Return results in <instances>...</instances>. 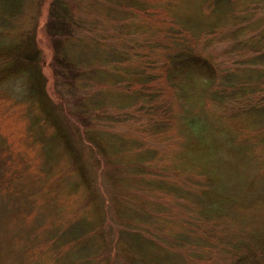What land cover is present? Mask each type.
Returning a JSON list of instances; mask_svg holds the SVG:
<instances>
[{"label": "trees", "instance_id": "1", "mask_svg": "<svg viewBox=\"0 0 264 264\" xmlns=\"http://www.w3.org/2000/svg\"><path fill=\"white\" fill-rule=\"evenodd\" d=\"M36 1L40 6L44 2L56 4L55 0H0L1 27L10 28L6 19L10 16L20 19L18 28L23 27L27 22L24 16L27 8L32 10L28 17L32 21L31 16H34V28L38 26L34 13L40 8L34 6ZM118 4L116 9L106 5L105 13L112 28L113 45L106 46L92 40L94 45L85 47L84 52L79 54L85 56L73 60L68 58V52L60 45V66L54 73L59 76V81H66L67 86L75 88L67 89L70 91H76L81 82L90 81L81 77L82 73L87 71L86 75L97 76L94 85L90 81L89 91L95 87L94 90L100 93L83 94V98L79 99L82 105L76 107L59 97L66 112L75 116L83 114L86 119L87 152L91 146L92 154L86 152L91 165L80 164L81 180L85 179L92 166L99 165L94 148L100 152L103 149L111 160L121 166L125 164L126 175L137 178L138 182L136 179L131 181L139 191L144 192L139 205H128L124 209L129 210L130 215L141 214L135 217L137 225L130 227L131 237L120 236V242L127 240L123 243V254L120 256L129 264H264V214L258 212V206L248 207L256 201L264 202V197H254L253 203L242 204L235 200L232 203L236 204L232 208L235 214L232 216L218 211H213L210 216L207 210L214 209V204L223 201L218 198L221 192L215 190V183L210 186L212 182L206 183V178H203L208 173L202 176V172L198 171L181 180L170 174L164 175L159 156L150 154V159L142 160L144 151L154 153L158 150L152 147L154 139L167 141V137L179 133L186 140L190 132L207 134L210 131L223 134L234 148L253 146L260 155L263 154L264 0H118ZM137 8L141 10V18L133 14V9ZM57 14L54 10L50 12L45 27L51 25ZM61 27L62 32L67 30L73 35L69 24ZM106 34L101 39L110 37ZM98 44L102 47H97ZM117 44L122 46L119 50L116 49ZM41 52L38 47L34 50L33 46L24 43L15 45L13 40L0 38V76L12 83L18 75L22 79L19 92L24 90L32 103L35 99L41 101L44 94L43 91H32L29 72L30 60L34 59V54L37 57ZM18 63L19 72L15 67ZM86 65L88 69L83 71ZM12 87L13 83L10 90H13ZM108 87L113 90L111 95L101 93L104 89L109 90L106 89ZM170 88L174 89L172 96L176 104L181 105L182 111L176 106L171 107L169 100L172 101V97H165ZM14 103L7 105L12 108ZM8 107V117L0 118V134L25 152L20 158L17 155L13 162V173L19 174L13 182H17L15 189L17 187L19 196L28 199L38 189L31 185L39 177L38 167L42 162L39 156L43 150L38 153L35 149L38 146L45 149L43 136L39 129L33 130L39 121L33 124L28 112L29 121L23 112L11 111ZM160 112L166 115L161 116ZM59 129V159L63 161L64 156L68 157L60 166L58 177L67 184L70 179L68 171L73 168L75 156L63 143L62 138L66 139V136L60 126ZM121 132L123 158V153L119 151ZM33 135L41 139V144L33 141ZM54 138H57V133ZM197 142L198 139L191 141L186 147ZM154 157L159 166L157 176L146 165L155 166L152 163ZM195 158L202 161L208 171L216 167V164L210 166L214 157L208 155L207 149L205 152L198 151ZM189 160L193 161V157ZM27 169L30 173H25ZM147 193H151L152 197L143 199ZM15 194L16 191L13 198ZM154 205H163L164 214H157L158 207L154 208ZM232 205L228 207L229 211ZM64 210L67 217L64 220L70 224L69 231L77 217L70 221L67 216L70 212ZM187 210L196 214H189L188 217ZM72 213L76 215L74 210ZM162 216L168 219L164 221ZM159 219L164 226L158 223ZM77 222H82V219ZM179 234L185 235L178 238ZM50 237L56 251L62 255L61 264H76L74 261L81 247L78 236L70 233L69 241L72 244L76 241L73 245H67L64 233H51ZM4 240L0 233V241ZM60 242L61 246H58ZM69 248L74 249L70 252ZM84 251L83 264H102L100 262L105 259L100 256L93 262L92 258L98 256V252H92L89 246ZM1 258L0 255V263ZM47 264L54 263L49 261Z\"/></svg>", "mask_w": 264, "mask_h": 264}, {"label": "rangeland", "instance_id": "2", "mask_svg": "<svg viewBox=\"0 0 264 264\" xmlns=\"http://www.w3.org/2000/svg\"><path fill=\"white\" fill-rule=\"evenodd\" d=\"M54 2L56 3L54 5L50 2H44L41 6L37 1L34 3L35 7L40 8L38 12L34 13L37 22H39V25L35 28L34 16H31L32 21L28 17V14L32 12L30 8H27V12L24 13L27 22L23 27L18 28L20 19H15L13 16L6 18L10 23V28H2L0 24L1 39L13 40L15 45L24 43L30 47L33 46L34 50L37 47L42 50L39 56L36 57V54H34V59L30 60L31 68L29 72L30 79L33 82L30 84L32 91L35 93L43 91L44 93L41 101L35 99L32 103L24 90L21 93L19 92L22 79L18 75L12 81L13 90H10L11 81H7V78L5 80L1 75L0 118L6 119L8 117L6 113L7 103L14 101L13 107H8V109L11 111L16 109L19 113L23 112L28 121L30 120L29 115H31L33 124H35V121H39V124L33 130L39 129L45 146V149L39 146L35 149V152L37 151L38 153L43 150L39 156L42 161L38 167L39 177L31 185V187H38V189L35 190L32 197L26 199L19 196L16 190L17 187L15 189L17 182H13L14 178L19 175L17 172L15 175L13 173L15 170L13 162L17 155L20 158L25 152L13 142H9L7 137L0 134V221L2 220L0 233L5 239L3 242L0 241V255L2 257L0 264H47L49 261L54 264H61L62 255L56 251V246H53V239L50 237L51 233L60 235L64 233L65 241H68L67 245L71 243L69 241L71 239L69 237L70 233L78 236L81 241V247L80 249L77 248L80 253L77 257L75 256L76 260L74 262L76 264L84 263V248L86 246H89L92 252L94 250L98 252L96 254L98 256L92 258L93 262L99 260L100 256H104L105 259L103 258L102 262H100L102 264H129L125 258L120 256L123 254V243L127 241L120 242V236L127 239L128 236L131 237L130 227L137 225L135 217L141 213L130 215L129 210L124 209L128 205L132 207L135 204L139 205L144 192L139 191L137 185L131 181L136 179L138 182L137 178L126 175L125 164L123 163V166H121L111 160L103 149L100 152L94 148L97 152L99 165L94 168L92 166L91 171L86 173L85 179L81 180L79 174V172H82L80 164L85 162L91 165L88 155L92 154L91 146L87 152L86 119L83 114L75 116L66 112L59 97L65 99V102L74 104L76 107L82 105L79 99L83 98V94L88 96L90 92L95 95L100 93V91L94 90L95 87L89 91V83L92 82V85H94L97 76L93 74L86 75L87 71L82 73L81 77L91 82H81L76 91H70L67 89L74 90L75 88L71 85L67 86L66 81H59V76L54 73V70L60 66L58 60L61 57L59 52L60 45L62 49H66L68 58L71 60L75 57L85 56L79 54L84 52L85 47L94 45L92 40H97L106 46L113 45L112 28L105 13L107 10L106 5L116 9L119 5L118 0H55ZM203 9L205 10V8ZM53 10L58 14L55 16L56 18L53 15L51 16L55 18V23L52 20L51 25H48L47 28L45 27L47 16ZM133 14L137 18L142 17L139 8L133 9ZM63 24H69L72 27L73 35L67 30L66 33L61 31ZM105 34L110 37H102L101 39V36ZM115 43H117L116 40ZM97 47L101 48L102 45L98 44ZM119 47L122 46L117 44L116 49L119 50ZM104 55H106V52H104ZM37 59L41 61V64H39ZM39 65L41 66L40 70ZM15 67L19 72V63ZM111 67L113 66L111 65ZM82 69L83 71L88 69V65ZM109 87L106 89H109ZM173 90L170 88L168 92L166 91L167 95L165 97L173 98ZM5 91L7 92L5 93ZM112 92V89L101 91V93L107 95H111ZM169 102L172 108L176 106L179 111H182L181 105L178 106L176 104L175 98L172 101L169 100ZM27 112L29 115H27ZM160 114L161 116L166 115L162 112ZM59 126L63 129L62 134L66 136V139L62 138L63 143L69 146L75 156L73 168L70 167L68 171L70 179L67 184L60 181L58 177L60 166L64 164L65 159L68 157L64 156L63 161L59 159L60 155H58V152L61 149V141L58 140V133L61 135ZM125 128L127 129L126 126ZM56 133L57 138H54ZM196 138L199 143L190 145V147L194 148H187L186 144H190L191 141L196 142ZM119 140L121 143L119 151L123 153L122 132L119 135ZM33 141L41 144V139L37 138V136L33 135ZM154 141L155 143L152 147H157L158 150L154 153L144 151L142 160L144 162L150 159V154L159 156L163 162L162 171L164 175L170 174L182 180L188 174L198 171L202 172V176L208 173L203 178H206V183L212 182L210 186L215 183V190L221 192V195L217 196L223 201L221 202L222 204H214V209L210 208L207 210L210 211V216L213 211H218L219 213L228 212L232 216L235 214L232 208L236 206V204L232 205V203L236 201L242 204L253 203L252 199L254 197H264V152L260 155V152L253 146L244 149L234 148L223 134L211 131L207 134L190 132L186 140H183L182 134L178 133L167 137V141H158L156 139ZM143 148L145 149L146 147L144 146ZM195 148L198 149L196 150ZM206 149L208 150V155L214 157V162L210 166L216 164L215 169L210 168L209 171L202 161L195 158L198 151L205 152ZM67 152L71 155L70 151ZM86 152L91 153L87 155ZM199 154L201 155V153ZM189 157H193V161H190ZM155 159L154 157L152 163H155ZM146 165L151 167V173L156 175L159 166L156 163L155 166L153 164ZM27 172L30 173V170L27 169L25 173ZM57 172L58 174L56 175ZM15 191L16 194L13 198ZM151 197L152 194L147 193L143 199ZM231 205L232 207L229 211L228 207ZM257 206L260 208L258 212L264 214L263 201H256L248 207ZM155 207H158L157 214H164L163 205H154ZM63 208L70 212L67 215L70 221L75 217H77V221L82 219V222L76 221L74 227L69 231L67 228L70 224L64 220V218L67 220V217ZM134 209L143 211L139 207ZM73 210L76 215L72 213ZM188 211H186L188 217L189 214H196ZM127 217H130V220H127ZM161 218L164 221L168 219L166 216ZM162 219H159L158 223L164 226L165 224L161 222ZM124 228L126 230H123ZM182 235L185 234H179L178 238ZM56 241L57 239L54 242ZM75 243L76 241L73 244ZM58 246H61V242ZM73 249L69 248L68 250L71 252ZM153 249L155 250V248ZM155 251L158 252L157 250ZM71 262L74 263L73 258H71ZM165 262L167 263V261ZM175 263L171 262L170 264Z\"/></svg>", "mask_w": 264, "mask_h": 264}]
</instances>
